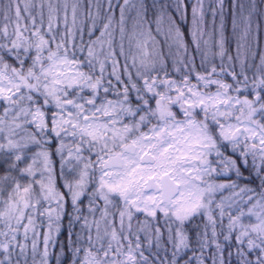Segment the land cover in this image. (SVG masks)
Segmentation results:
<instances>
[{
  "label": "snow or ice",
  "instance_id": "6c2138e0",
  "mask_svg": "<svg viewBox=\"0 0 264 264\" xmlns=\"http://www.w3.org/2000/svg\"><path fill=\"white\" fill-rule=\"evenodd\" d=\"M0 264H264V0H0Z\"/></svg>",
  "mask_w": 264,
  "mask_h": 264
}]
</instances>
